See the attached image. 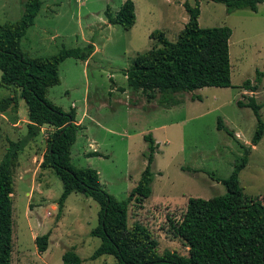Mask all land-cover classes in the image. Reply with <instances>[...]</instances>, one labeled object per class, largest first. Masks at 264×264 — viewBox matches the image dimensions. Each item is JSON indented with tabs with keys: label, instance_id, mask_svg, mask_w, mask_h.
<instances>
[{
	"label": "rangeland",
	"instance_id": "374dc122",
	"mask_svg": "<svg viewBox=\"0 0 264 264\" xmlns=\"http://www.w3.org/2000/svg\"><path fill=\"white\" fill-rule=\"evenodd\" d=\"M25 1L0 0V23L19 20ZM40 1L41 10L20 43L26 57L49 58L61 49L82 48L88 43L96 48L87 63L64 60L58 68L59 83L46 92L50 102L64 112L73 110L81 120L82 128L70 150L72 166L95 170L100 187L121 202L145 169L148 143L144 137L151 135L155 142L151 194L142 205L130 207L128 224H140L150 232L158 255L187 256L188 248L169 233V220L181 218L189 198L224 195L225 188L216 179L230 175L243 156V147L250 151L239 173V185L246 198L264 204V134L252 148L256 119L249 108L237 106L238 101L246 103L253 96L264 123V3L257 5L256 12L227 13L221 3L198 0L201 28L231 29V87L174 94L175 102L162 105L158 96L148 102L141 91L130 89L124 72L137 55L160 47L157 40L150 39L152 32L161 31L174 42L188 20L183 3L193 6L196 0H131L136 24L129 30L109 25L105 18L106 10L115 15L126 0ZM257 72L263 74L257 91H245L243 83L249 80L254 85ZM114 86L119 89L113 90ZM17 95L0 85V101ZM219 118L232 137L217 130ZM27 123L21 99L17 107L9 105L0 113V161L9 142L26 135ZM52 132L51 127H42L13 168L11 264H19L22 257L40 264L41 259L34 255V239L53 230L48 255L43 257L52 264H61V255L72 248L82 264H117L110 255L90 259L100 245L99 238L90 236L98 224L99 210L91 198L70 194L57 217L61 180L53 170L39 168ZM93 152L98 155H89Z\"/></svg>",
	"mask_w": 264,
	"mask_h": 264
},
{
	"label": "trees",
	"instance_id": "16d2710c",
	"mask_svg": "<svg viewBox=\"0 0 264 264\" xmlns=\"http://www.w3.org/2000/svg\"><path fill=\"white\" fill-rule=\"evenodd\" d=\"M226 6L227 13L249 9L256 12L264 0H210ZM40 0H26L22 16L16 22L0 23V85L17 92V96L0 101V113L9 105L17 107L18 99L27 110V133L9 146L0 161V264H11L12 255V194L13 168L19 154L39 134L44 126L53 132L47 138V149L39 165L41 170H53L62 183V193L57 201V217L72 193L91 198L99 207L98 224L90 236L100 239L99 247L91 260L104 255L115 258L117 264H264V204L258 199H248L239 185V173L247 163L250 148L243 147L242 158L235 163L230 175L216 179L225 188V194L211 199L189 198L185 211L178 221L169 220V233L188 248L187 256L173 252L158 255L157 242L142 225L128 224L129 209L140 206L151 194L155 142L151 135L144 137L148 143L146 166L140 180L126 200L118 202L101 187L98 173L90 168L72 166L70 150L76 141L80 126L75 124V112H64L46 98L47 89L59 83L58 68L68 59L87 61L94 52L93 44L82 48L61 49L49 58L31 59L21 52V40L33 26L41 10ZM188 20L174 42L163 32L154 31L150 39L160 47L135 57L131 67L124 72L127 86L141 91L148 102L158 96L160 104L175 102L174 94L190 93L202 88L231 87L230 55L228 41L231 29L222 27L201 28L200 6L183 3ZM109 25L131 29L136 21L135 6L126 0L118 12H105ZM263 74L257 72L254 85L249 80L243 89L256 92ZM198 97H193V100ZM176 105V104H175ZM239 108H249L257 126L251 140L256 146L264 134L260 119V105L253 96L248 101L237 102ZM217 130L230 137L222 120H217ZM97 156V152L92 154ZM50 233L36 236L34 243L39 253L48 248ZM69 249L62 254V264H82L81 259Z\"/></svg>",
	"mask_w": 264,
	"mask_h": 264
},
{
	"label": "crops",
	"instance_id": "0c3cea01",
	"mask_svg": "<svg viewBox=\"0 0 264 264\" xmlns=\"http://www.w3.org/2000/svg\"><path fill=\"white\" fill-rule=\"evenodd\" d=\"M185 23V20L183 21V24ZM135 24H136V21H135ZM135 24H134V26H135ZM133 26V27H134ZM89 44V43H88ZM91 44H93V43H91ZM93 47H94V52H95V50H96V48H95V46H94V44H93ZM93 52V53H94ZM93 53H92V55H93ZM91 55V56H92ZM91 58V57H90ZM89 58V59H90ZM89 59L87 60V61H84L85 63H87L88 61H89ZM124 78L126 79V77L124 76ZM117 87H115L114 86V88H113V90H115ZM117 89H119V88H117ZM124 93H125V91H123ZM83 116H84V113H83ZM28 122V121H27ZM75 124L76 125H78V126H80V130H81V128H82V123H81V120H79V119H77V115L75 114ZM79 130V131H80ZM252 148H254V146L252 147ZM95 151V150H94ZM42 161V160H41ZM60 221L57 223V226L55 227V229L56 228H58L59 226H60ZM54 231V230H53ZM52 231V232H53ZM52 232H49L50 233V236H49V241H50V238H51V236H52ZM48 251H49V247L46 249V251H44V252H42V253H39L38 251H37V249H36V251L34 252L35 254L34 255H36L37 257H39L40 259H41V262H40V264H52L50 261H48V260H45L43 257H45L46 255H48ZM62 256V255H61ZM19 264H37V263H33V262H28L27 260H26V258L25 257H22V258H20L19 259ZM61 264H62V261H61Z\"/></svg>",
	"mask_w": 264,
	"mask_h": 264
},
{
	"label": "built area",
	"instance_id": "2783aa9c",
	"mask_svg": "<svg viewBox=\"0 0 264 264\" xmlns=\"http://www.w3.org/2000/svg\"><path fill=\"white\" fill-rule=\"evenodd\" d=\"M42 131H43V129H42Z\"/></svg>",
	"mask_w": 264,
	"mask_h": 264
}]
</instances>
